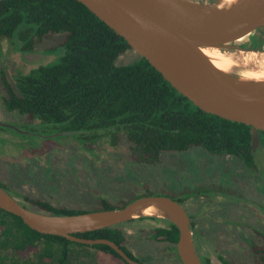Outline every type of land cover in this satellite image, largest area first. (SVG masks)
<instances>
[{
	"label": "trees",
	"instance_id": "obj_1",
	"mask_svg": "<svg viewBox=\"0 0 264 264\" xmlns=\"http://www.w3.org/2000/svg\"><path fill=\"white\" fill-rule=\"evenodd\" d=\"M54 35L61 37L60 45L46 52L56 49L60 55L57 62L12 74L13 85L4 79L9 87L5 107L31 119L34 137L70 139L82 147L107 139L116 145L125 138L136 163L145 165L157 164L163 153L195 147L254 164L251 126L202 111L143 57L118 64L132 48L82 3L0 0V42L26 56ZM260 134L264 136V132ZM132 201L102 199L100 206L90 211L37 200L33 206L20 204L40 213L67 216L120 209ZM134 229L148 233L151 240L168 243L174 259L182 264L176 247L179 230L167 220L141 218L77 236L111 240L130 258L145 264L127 247L132 237L129 231ZM71 244L95 249L97 264H128L107 245L88 246L42 235L0 209V264H69ZM252 250L255 263L264 264V245L254 243Z\"/></svg>",
	"mask_w": 264,
	"mask_h": 264
},
{
	"label": "water",
	"instance_id": "obj_2",
	"mask_svg": "<svg viewBox=\"0 0 264 264\" xmlns=\"http://www.w3.org/2000/svg\"><path fill=\"white\" fill-rule=\"evenodd\" d=\"M123 37L140 57L162 74L173 88L202 111L252 127V144L259 148L264 132V77L216 67L202 49L262 52L264 0H77ZM259 76H263L258 74ZM0 209L19 217L30 229L88 245H107L128 264L130 258L115 242L77 235L126 224L141 218H159L179 230L177 253L182 264H204L200 259L191 220L184 207L167 196H143L127 206L78 215L57 216L21 205L0 186ZM156 209L157 212H150Z\"/></svg>",
	"mask_w": 264,
	"mask_h": 264
},
{
	"label": "rangeland",
	"instance_id": "obj_3",
	"mask_svg": "<svg viewBox=\"0 0 264 264\" xmlns=\"http://www.w3.org/2000/svg\"><path fill=\"white\" fill-rule=\"evenodd\" d=\"M190 1L209 2V0ZM61 40L60 36H49L38 44L33 54L26 56L21 55L6 42L0 53V69L10 74L7 78L10 80L12 74L16 72L57 62L60 56L57 50L48 52L46 50L59 46ZM222 53L232 58L241 70L264 74V49L262 52L223 51ZM138 57L135 51H128L119 58L118 64L133 63ZM4 118L7 117L1 114V120ZM9 120L19 122L17 116H12ZM2 137L11 140L13 134L7 133ZM21 137L17 135L16 139ZM29 138L28 142L19 143L16 147H11L8 142L6 145L4 143L2 148L0 143V152L2 150L0 180L6 183L11 191H15V188L22 189L31 196L57 207L90 211L100 206L102 199L111 203L134 201L141 196H167L174 199L172 196L174 187L180 186L182 182L195 181L199 177L195 175L197 172H201L208 179H218L221 176V167L214 161L203 163L200 168H195L192 164L188 168L185 166L184 176L179 180L172 171V159L173 155H179L180 152L163 153L157 164L140 166L135 163L130 145L125 138H121L116 145H111L110 140L107 139L106 142L84 147L70 139L52 141L34 136ZM43 147H46L45 150H41ZM90 148L94 151H89ZM195 148L201 149L203 154L208 153L202 148ZM205 176L199 178L204 179ZM129 234L132 237L127 243L128 249L145 264H180L171 254L168 243L151 240L148 233L140 229L130 230ZM246 239L247 237L243 238L242 249L230 244L229 239L227 246L241 252L240 258L238 254L236 256L237 262L256 264L253 250L248 247V239ZM70 252L69 264H97L95 260L97 251L91 247L71 244ZM233 256L234 252L231 253V258Z\"/></svg>",
	"mask_w": 264,
	"mask_h": 264
},
{
	"label": "flooded vegetation",
	"instance_id": "obj_4",
	"mask_svg": "<svg viewBox=\"0 0 264 264\" xmlns=\"http://www.w3.org/2000/svg\"><path fill=\"white\" fill-rule=\"evenodd\" d=\"M213 1L215 0H209ZM260 30L263 34H259L264 38V29ZM4 43L0 42V53ZM8 76L10 74L6 70L0 69V143L4 140L5 145L10 142L11 147H16L19 143L28 142L29 137L35 134L30 130L31 119L5 107L4 99L8 97L9 87L4 83V79L7 80ZM8 81L13 83L12 78ZM1 114L7 118L1 120ZM12 116H17L19 122L9 120ZM15 132L22 137L16 139ZM7 133L13 134L11 140L2 137ZM38 138L46 139L44 136ZM260 144L259 148L252 150L253 165L247 164L242 158L226 154H203L201 149L196 148L173 155L172 171L179 180L184 176V167L188 168L191 164L200 168L203 163L216 161L221 167V176L218 179H208L201 172H197L195 175L205 178L197 177L195 181L182 182L180 186L174 187L172 192L174 200L184 207L191 220L196 249L204 264H241L236 261L237 254L240 258L241 252L228 247V239L230 244L239 249H242L243 238L246 237L249 248H252L254 243L264 245V136L261 134ZM62 151L65 153L64 149ZM1 153L2 150L0 157ZM16 173L19 175L18 171ZM0 186L10 192L19 203L31 205L34 200L46 203L45 200L35 198L22 189L15 188V191H11L1 180ZM233 252L234 256L231 258Z\"/></svg>",
	"mask_w": 264,
	"mask_h": 264
},
{
	"label": "bare ground",
	"instance_id": "obj_5",
	"mask_svg": "<svg viewBox=\"0 0 264 264\" xmlns=\"http://www.w3.org/2000/svg\"><path fill=\"white\" fill-rule=\"evenodd\" d=\"M235 1L236 0H223V4L222 5L232 4ZM202 52L219 69H222L224 71H230L233 68V60H232V58H230L229 56L224 55L221 51H219L217 49L207 48V49H202ZM248 77L261 78V77H264V74H263V76H259L258 74H253V75H249ZM149 211L150 212L153 211L154 213L157 212L156 209H153V210L150 209Z\"/></svg>",
	"mask_w": 264,
	"mask_h": 264
}]
</instances>
